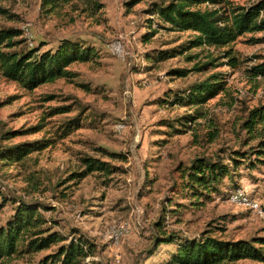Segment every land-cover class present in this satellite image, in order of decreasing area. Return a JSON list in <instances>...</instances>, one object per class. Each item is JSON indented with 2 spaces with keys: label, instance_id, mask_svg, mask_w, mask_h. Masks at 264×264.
Masks as SVG:
<instances>
[{
  "label": "rangeland",
  "instance_id": "1",
  "mask_svg": "<svg viewBox=\"0 0 264 264\" xmlns=\"http://www.w3.org/2000/svg\"><path fill=\"white\" fill-rule=\"evenodd\" d=\"M98 1L103 7L91 16L74 11L71 4L47 13L42 0H0L6 11L0 12V27L22 30L16 38L22 41L13 50L36 47L41 53L56 49L63 39H73L97 51L93 60L69 66L73 78L33 90L0 73V148L54 141L20 162L0 160V226L14 213L17 202L11 197L44 203L54 229L87 238L95 247L87 261L98 264H169L176 243L154 244L157 236L170 233L178 239L209 232L225 239L263 237L264 163L251 154L237 167L232 156L257 144L244 143L247 134L241 124L249 109L264 104V79L249 73L250 66L264 59V40L254 41L264 39V31L246 33L226 48L194 47L157 61L147 55L182 49L194 36L192 31L171 30L170 24L149 12L153 3L170 0L133 5H128L131 0ZM230 1L247 7L258 0ZM151 31L156 32L147 38ZM228 49L237 58L235 67L225 56ZM207 62L211 63L197 70ZM175 69L189 73H171ZM216 73L224 77L225 91L199 106L174 102L178 94L185 98L192 84ZM49 95L56 97L48 100ZM63 107L70 110L52 114ZM196 115L201 116L189 121ZM69 122L73 130L61 137ZM9 131L20 132L5 138ZM100 148L123 153L126 160H113ZM201 155H221L230 165L221 191L210 198L193 197L190 189L179 186L182 168ZM84 157L108 161L114 169L70 179L84 169ZM252 161L254 168L249 167ZM236 191L258 206L234 198ZM123 225L130 227L129 232L114 240L113 229ZM45 253L37 254L33 262ZM33 262L25 257L8 264ZM224 264L264 262L243 259Z\"/></svg>",
  "mask_w": 264,
  "mask_h": 264
},
{
  "label": "trees",
  "instance_id": "2",
  "mask_svg": "<svg viewBox=\"0 0 264 264\" xmlns=\"http://www.w3.org/2000/svg\"><path fill=\"white\" fill-rule=\"evenodd\" d=\"M72 1L42 0L41 5L44 11L52 13L58 7L71 4L74 11L88 12L91 16L98 14L103 7L98 0ZM140 1L142 0H131L128 5ZM0 12L6 11L0 8ZM149 12L157 15L164 23L170 24L171 30L194 33L188 45L180 46L182 49L174 47L161 50L157 57L147 55L157 61L175 57L178 53H183L185 49L194 47L226 48L246 33L264 31V0H258L247 7L235 5L230 0H170L167 3H153V8L149 9ZM154 32L156 31H151L147 38ZM20 35H22L20 29L0 27V73L6 79L18 82L29 90L60 78H73L75 73L69 68L71 64L89 62L97 56L94 47H87L73 39H63L56 49H48L41 53L36 47L30 51L13 50L22 41L16 39ZM261 40L264 39L254 41ZM231 54V49L225 51V56L230 57L228 63L235 67L237 58ZM210 63L198 65L197 70H201ZM171 73L186 76L189 70L175 69ZM249 73L253 78L264 79V59L250 66ZM220 74L216 73L204 81L192 84L188 92L184 94L187 99L178 94L174 102L190 106L206 103L221 91L226 90L225 81L221 80L224 77ZM55 97V95H49L47 99ZM69 110L68 107L55 108L52 114ZM200 116L196 115L188 119L192 121ZM64 126L61 137L68 135L74 128L71 122ZM241 127L247 134L244 143L248 144L249 141L256 140L257 144L247 150L235 151L232 156L233 164L238 167L251 154H255L260 162L264 163V159L261 158L264 155V104L249 109ZM19 132L9 131L5 138L16 136ZM53 143L52 139H45L5 146L0 148V160L8 164L20 162L33 150H42ZM100 150L113 160H126L123 153L104 148ZM82 162L84 169L74 172L70 179L84 178L95 171L110 174L114 169L108 161L95 157H84ZM255 166L256 162L252 161L249 167ZM181 171L182 180L179 184L181 189H190L193 197L210 198L213 193L221 191L220 185L229 175L230 165L221 155L215 157L201 155L195 157ZM3 198L4 201L9 200V197L3 196ZM10 199L17 203L10 219L5 225L0 226V264H8L12 260L25 257L33 262V258L41 252L46 253L33 264H98L94 260L87 261L88 257L95 254V247L87 238L82 235L69 236L54 229L52 220L45 215V212L49 210L47 205L35 200H16L13 197ZM164 242L177 245L169 264H224L243 259L264 262V236L251 240L225 239L209 232L200 238L178 239L177 235L170 233L164 237L157 236L154 246Z\"/></svg>",
  "mask_w": 264,
  "mask_h": 264
},
{
  "label": "built area",
  "instance_id": "3",
  "mask_svg": "<svg viewBox=\"0 0 264 264\" xmlns=\"http://www.w3.org/2000/svg\"><path fill=\"white\" fill-rule=\"evenodd\" d=\"M113 46L120 51V45L119 44H114ZM234 196H237V195H234ZM129 228L130 227L127 225H123V227H121V228H114L112 237H114V240H115L116 235H126L129 232Z\"/></svg>",
  "mask_w": 264,
  "mask_h": 264
},
{
  "label": "bare ground",
  "instance_id": "4",
  "mask_svg": "<svg viewBox=\"0 0 264 264\" xmlns=\"http://www.w3.org/2000/svg\"><path fill=\"white\" fill-rule=\"evenodd\" d=\"M237 194H233V197H237V196H234V195H238V199L240 201H242L244 204H249V205H254V206H258L257 203L253 200H251L247 195H245V193L241 192V191H236ZM240 197V198H239ZM233 199V198H232Z\"/></svg>",
  "mask_w": 264,
  "mask_h": 264
}]
</instances>
